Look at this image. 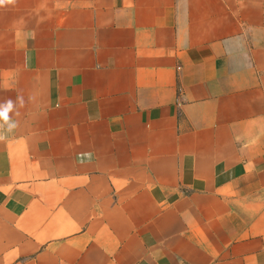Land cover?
I'll return each instance as SVG.
<instances>
[{"label": "crops", "instance_id": "1", "mask_svg": "<svg viewBox=\"0 0 264 264\" xmlns=\"http://www.w3.org/2000/svg\"><path fill=\"white\" fill-rule=\"evenodd\" d=\"M0 264H264V0L0 7Z\"/></svg>", "mask_w": 264, "mask_h": 264}, {"label": "clouds", "instance_id": "2", "mask_svg": "<svg viewBox=\"0 0 264 264\" xmlns=\"http://www.w3.org/2000/svg\"><path fill=\"white\" fill-rule=\"evenodd\" d=\"M16 3L17 0H0V7L15 5ZM17 105L21 107L24 105V99L20 95H17L15 100L7 98L0 102V130L12 132L17 127V123L13 121L11 115L16 112ZM0 139H3V137L0 136Z\"/></svg>", "mask_w": 264, "mask_h": 264}]
</instances>
